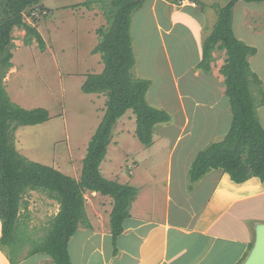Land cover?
<instances>
[{"label": "trees", "instance_id": "16d2710c", "mask_svg": "<svg viewBox=\"0 0 264 264\" xmlns=\"http://www.w3.org/2000/svg\"><path fill=\"white\" fill-rule=\"evenodd\" d=\"M239 1L264 2L229 0L226 5L217 7V20L203 40L199 70L210 73L215 59L213 53L225 51V64L220 71L225 77L232 123L223 138L209 144L195 158L189 171V190L208 171L217 168H223L237 183L254 176L264 181V126L258 114V109L264 106V85L249 60L250 56L258 54V48L239 39L234 30V8ZM41 2L0 0V244L11 264L19 262L15 254L21 253L26 242L33 246L27 257L44 252L55 264H73L69 242L78 228H92L85 193L93 190L113 198L110 222L114 255H117V239L124 232L123 224L130 217V207L138 188L109 179L102 173L101 164L107 156L115 126L131 110L136 116V134L148 146L153 142L156 128L174 119L166 109L148 100L153 81L138 76L135 71L138 54L132 35L133 14L146 0H85L80 4L88 9L99 5L107 18V25L96 31L100 41L93 49V53L101 54L104 69L101 73L89 74L82 86L87 93H103L107 101L103 118L89 142L79 179L31 160L16 148L15 132L20 126L42 124L51 118L44 107L27 109L14 103L3 85L14 57L15 28L26 30V43H31L33 36L45 49L42 34L25 17ZM255 84L258 93L252 89ZM29 191L45 192L60 204L47 234L39 240H31L21 229V209L22 206L27 209L25 196Z\"/></svg>", "mask_w": 264, "mask_h": 264}, {"label": "crops", "instance_id": "0c3cea01", "mask_svg": "<svg viewBox=\"0 0 264 264\" xmlns=\"http://www.w3.org/2000/svg\"><path fill=\"white\" fill-rule=\"evenodd\" d=\"M242 2L246 5L258 3ZM145 4L148 10L149 6L155 9L158 5L161 18L169 23L164 27L167 36L161 43L160 60L153 53L161 38L156 29H160L162 23L154 28L150 25L153 18L139 20L138 13L133 30L136 45L140 40L146 42V46L143 44L145 50L143 53L140 50V54L146 56L148 53L151 57L150 62L141 60L138 66L140 77L153 81L147 97L153 105L163 107L174 117L171 123L156 128L152 143H155L154 163L159 168L163 164L162 169H166L163 186L150 194L140 182L137 186L130 184L138 188V193L130 207V217L124 221V232L117 239L119 253L115 256L110 228L113 198L104 195L112 199V204L105 205L104 198L92 212L86 203L92 228L80 227L70 239L72 262L77 264L79 256L84 264L96 256L94 260L100 259L99 264H217L232 256L230 264H241L254 242L255 227L264 220L255 222L249 230L246 224H239L243 222L241 214L234 215L231 211L241 205L244 207L245 203L264 208V181L254 176L237 183L223 168H217L208 171L192 190L188 188L189 171L195 158L209 144L223 138L232 122L225 77L220 71L225 60L219 65L215 51L210 73L197 68L202 60L203 40L216 22L211 17L215 12H210V19L206 16V21H202L196 30L200 34L195 42L197 57L194 59L190 55L186 64L176 67L170 55V37L177 35L180 11L204 9L195 0L181 1V5L168 0H148ZM168 5L173 9L170 14L165 10ZM98 193L87 190L85 196ZM44 263L55 264L51 256L39 252L25 260L20 259L17 264ZM0 264H11L3 247H0Z\"/></svg>", "mask_w": 264, "mask_h": 264}, {"label": "rangeland", "instance_id": "374dc122", "mask_svg": "<svg viewBox=\"0 0 264 264\" xmlns=\"http://www.w3.org/2000/svg\"><path fill=\"white\" fill-rule=\"evenodd\" d=\"M84 1L42 0L41 5L33 13H26V20L36 26L42 34L46 42L45 49L40 47L33 36L32 42L26 43V30L15 28L12 66L3 79L5 90L14 103L27 109L44 107L51 116L48 121L40 125L20 126L15 132L17 150L31 160L53 166L78 179L81 177L89 142L103 118L107 101V96L103 93H87L82 89L89 74L101 73L104 69L101 54L93 53V49L100 41L97 29L107 25V18L102 8L94 5L92 9H88L80 5ZM168 1L170 3L176 1L177 5H181L182 0ZM195 1L204 10L192 12L188 8L181 9L178 30L177 33L175 32L177 35L170 37L172 44L170 55L176 67L186 64L190 55L194 59L197 57L198 45H195V42L200 38V34L196 33V30L201 26L202 21H206V16L210 19V12H215L211 17L214 21L217 20L216 7L226 5L229 0ZM144 5L133 14L132 35H134V22L138 13H140L139 20L153 18L150 25H154V28L155 25L158 28L161 22L160 29H156L161 38L158 40L159 43L157 42L158 49L153 53L159 56L160 60L161 43H164L167 36L164 27L169 23L165 18H161L162 12L158 11V5L155 9L149 6V10ZM169 6L165 8L167 14L173 12ZM165 14L163 12V15ZM210 23L212 26L211 21ZM234 30L239 39L258 48V54L250 56L249 60L252 69L263 79L264 85V2L246 5L239 1L234 8ZM193 32L194 37H192ZM145 43L140 40V43L138 41L136 45L134 39L138 54V65L135 71L138 76H140L139 61L150 62L151 60L148 53L146 56L140 54V50L142 53L145 50ZM216 51L220 65L226 59V54L225 51ZM152 69L154 70L153 67ZM252 89L258 93L256 84L252 86ZM258 114L264 124V108ZM136 128V116L129 110L115 126L101 170L105 177L123 184L137 186L140 182L146 191L149 190L150 194H154L157 188L163 186L166 169H162L163 164L159 168L154 163L155 143L152 144L154 140L150 145H144L136 134ZM85 198L90 212L98 208L104 198H106L105 205L109 207L112 204V199L104 197L101 193L89 194ZM25 200L28 206L27 209L24 206L21 209V229L31 240H39L47 234L50 221L58 213L60 204L41 191H29ZM238 213L241 214V221H243L239 224H246L249 230L253 228L255 222L264 220V208L257 204L248 206L245 203L244 207L241 205L231 211L234 215ZM23 241L26 242L25 239ZM32 247L30 242H26L21 253L15 254V259H27L29 256L26 255ZM95 258L97 257H90V261L87 262V260L84 264H99L100 259L94 260ZM77 259V264H81L79 256ZM231 259L232 256L227 258V261L217 264H230ZM244 260L240 263L242 264Z\"/></svg>", "mask_w": 264, "mask_h": 264}, {"label": "water", "instance_id": "95a60500", "mask_svg": "<svg viewBox=\"0 0 264 264\" xmlns=\"http://www.w3.org/2000/svg\"><path fill=\"white\" fill-rule=\"evenodd\" d=\"M255 232V244L242 264H264V223L257 224Z\"/></svg>", "mask_w": 264, "mask_h": 264}]
</instances>
